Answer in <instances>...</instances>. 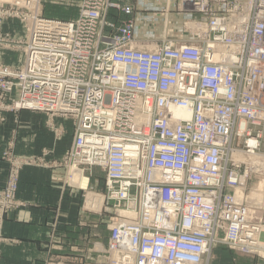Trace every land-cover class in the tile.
Here are the masks:
<instances>
[{"label":"built area","instance_id":"obj_1","mask_svg":"<svg viewBox=\"0 0 264 264\" xmlns=\"http://www.w3.org/2000/svg\"><path fill=\"white\" fill-rule=\"evenodd\" d=\"M41 8L0 0V54L22 55L19 67L0 59V123L42 114L57 140L52 122L70 124V145L53 163L66 174L102 171L96 195L113 215L106 264H207L218 245L264 253L263 223L249 199L234 197L246 179L264 180V161L238 160L264 144V0H79L72 20ZM7 21L22 38L2 31ZM155 30L159 44L140 49ZM13 148L2 153L0 243L6 215L24 205L19 171L47 165V153ZM123 210L135 217L121 220Z\"/></svg>","mask_w":264,"mask_h":264},{"label":"crops","instance_id":"obj_2","mask_svg":"<svg viewBox=\"0 0 264 264\" xmlns=\"http://www.w3.org/2000/svg\"><path fill=\"white\" fill-rule=\"evenodd\" d=\"M42 2L50 6L49 0ZM69 11L73 18L56 19L76 18L78 6ZM2 31L17 38L23 37V29L16 21L5 22ZM177 32L175 28L173 33ZM0 58L5 65L19 67L22 64L20 52L5 51ZM14 117L6 114L4 122L0 123V189L4 186L7 172L2 153L11 140L13 151L18 156L47 153L44 156L47 165L24 166L19 171L16 195L24 205L8 213L4 219L0 264H106L108 258L104 254V245L97 251L99 255L93 253V237L99 224L80 206V192L66 183L65 169L53 163L61 161L71 137L55 139L45 115L22 111L16 115L18 123L14 122ZM53 123L71 133L69 123L61 120ZM86 183L88 185V179ZM90 189L103 193L104 176L93 180ZM101 225L103 228L104 223ZM210 264H264V260L218 245L212 250Z\"/></svg>","mask_w":264,"mask_h":264},{"label":"rangeland","instance_id":"obj_3","mask_svg":"<svg viewBox=\"0 0 264 264\" xmlns=\"http://www.w3.org/2000/svg\"><path fill=\"white\" fill-rule=\"evenodd\" d=\"M49 1H50V4H49L50 6H48L47 3L42 2V8L41 9L43 10V14H45V16L53 17V18H70L72 16V14L69 13L70 12L69 10L70 9H76V6H78V2H79V0H49ZM44 2H46V0H44ZM71 18H73V17H71ZM158 28L159 27L157 26L156 30H159ZM156 30H155V36L153 37V39L148 38L147 40L142 41V43H140V45L138 46L140 49H153L155 44H159V42L161 41V38L157 39ZM159 34H160V32H159ZM52 123H50V124H52ZM53 125H54L55 129H61L63 131V137H69V138L71 137V133L69 132V130L65 129L63 126H61V127L56 126L54 123H53ZM49 128H50V126H49ZM51 132L53 135L54 134L53 131H51ZM63 137H62V139H63ZM262 157L264 158V144L261 147L260 154L258 156H255L253 158L248 159L246 157L243 158L242 156L239 155L238 160H241L242 162H245V163L250 162L252 164H256L258 162L264 161V159ZM258 159H260V160H258ZM78 169L82 170L81 168H78ZM71 172H72V168L70 169L69 173H67L65 175V180L67 181L66 182L67 184H71V178H72ZM82 174H83V176L88 178V185H87L86 189H81V188L77 187L80 190H84V192L79 191L80 192L79 193V204L82 208L84 207V209H86V211H88V214H90L91 216L93 215L94 220L97 221V223L99 224L98 225L99 227H98L97 231L95 232V236L93 237V239H94V249H93L94 252L93 253H95V255L96 254L99 255V253L97 251L102 250L103 249L102 247L104 245V247H105L104 254L107 255L106 254V246H107L108 236H109L107 224L110 221V218L113 217V215L111 213H109L108 211H106V212L103 211V209L101 207L102 206V197L99 195H96L97 193H101V192H97L94 189H90L93 180L98 179V177L100 175H103V173L100 169L94 168V169H91L90 171H84ZM69 176H70V178H69ZM71 185H69V186H71ZM243 185H244L243 187H240L239 189L234 191L235 199H237V200L245 199V198L249 199L247 202H248V205L251 207V210L253 211V212H251L253 221L255 223H259V222L263 223L261 225V228L264 229V195L261 194V193H264V191H263L264 190V180L260 177L253 176V177H250L249 179H246V181ZM72 186L76 187L75 185H72ZM251 189L257 190L258 194L252 193ZM87 193H88V195H87ZM92 195L95 198L100 197L101 204L99 205V207H95V206L92 208L86 207L87 201L92 202L91 205H94L93 200L88 199L91 197L93 198ZM100 207L102 210H99ZM102 222L104 223L103 228L101 225ZM106 235H108V236H106ZM223 246H225V245H223ZM211 253H212V251H211ZM211 253H210L208 259L206 260L207 264H210ZM241 254H243V253H241ZM245 255H252V256H255L257 258L264 260V253H261L260 255H257V254H245ZM109 257H110V255H108L107 258L109 259ZM107 261H109V260H107Z\"/></svg>","mask_w":264,"mask_h":264},{"label":"bare ground","instance_id":"obj_4","mask_svg":"<svg viewBox=\"0 0 264 264\" xmlns=\"http://www.w3.org/2000/svg\"><path fill=\"white\" fill-rule=\"evenodd\" d=\"M177 115H179L181 118H186L187 117V115L186 114H183V113H177ZM244 158V157H243ZM250 157H248V159H249ZM263 158V157H262ZM264 159V158H263ZM258 160H260V159H258ZM254 161V160H253ZM262 161V160H261ZM250 164H252V163H250ZM83 171L82 170H79L78 168H76V167H73L72 168V172H71V174H72V178H71V184L72 185H75L76 187H79V188H81V189H86V187H87V183H86V180L88 179V178H86L85 176H83ZM246 181V180H245ZM242 182H243V180H242ZM245 183V182H244ZM242 185V184H241ZM244 186V185H243ZM243 186H241V187H243ZM264 191V190H263ZM253 195V194H252ZM235 197V196H234ZM89 200H93V203H94V205H91V203L92 202H88L87 201V204H86V207H99V205L101 204V199H100V197L99 198H95L94 196H93V198L91 197V198H88ZM91 205V206H90ZM101 209V207L99 208V210ZM118 214L120 215V217H121V220H124V221H129V220H131V219H133L134 217H135V215H134V212L133 211H131V210H123V211H120V212H118ZM111 257H109V259H110ZM108 259V260H109Z\"/></svg>","mask_w":264,"mask_h":264}]
</instances>
